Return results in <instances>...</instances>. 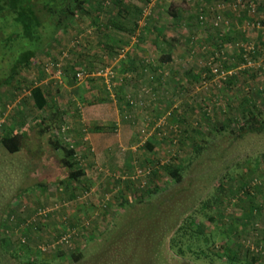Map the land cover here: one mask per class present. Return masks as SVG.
Here are the masks:
<instances>
[{
  "label": "trees",
  "instance_id": "16d2710c",
  "mask_svg": "<svg viewBox=\"0 0 264 264\" xmlns=\"http://www.w3.org/2000/svg\"><path fill=\"white\" fill-rule=\"evenodd\" d=\"M154 1L0 0V108L2 113L6 110V107L8 110V106L15 103L19 94L26 91L29 92V99L33 102L36 110L41 113L35 122V126L38 128V135L43 137L49 132L54 134L58 129L59 131L56 135L61 133V138H51L49 143L53 151L61 156V168L68 171L67 179L61 185L64 186L66 191H75L77 189L75 186H80L82 180L86 178V171L78 160V148H74L68 143L65 129L67 125L66 122H63L64 113L61 112L60 114L59 110H57V103L52 97L53 94L36 81H28L27 75L32 69L41 66V56H45L50 59L45 65H42L44 69L53 65V72L56 74L57 66L61 65V79L56 84L59 82L61 85L63 80H65L69 85H72L76 82L77 72L80 70L92 72L108 67L110 65L109 61L118 59L122 50L132 47V42H134V47L137 50H140L142 45H150L153 47L156 58L146 57L136 61V55L133 53L136 52L134 49H130L129 53L126 54L127 58L123 59L120 65V74L117 73L116 87L112 93L114 95L113 99L116 100L120 115L125 123L139 124L132 121L133 117L131 115L136 109H139V113H142L141 115L147 119L144 123L140 121L142 123L140 132L141 138H143L142 150L146 156L156 153L165 143H169L176 150L174 149L173 156L167 162L162 164L157 162V168L150 170L147 168L140 169L149 171V175L144 178V185L139 182L144 187L142 193L145 196L142 199L139 200L143 196L141 194H139L141 196L137 200L133 197L130 202H126L120 197L121 201L118 204L110 206L103 204L101 206L104 211L103 215L113 214L114 218H116L118 211L120 209L121 211L123 210V212H120L122 217L119 220L122 223L126 222L120 229L124 232L126 231L127 234H131V238L134 234L133 232L131 233L133 227L130 226L129 232L127 231V226L131 224L132 218L139 217L141 219L143 215H147V212H144L146 210L145 207L139 208L137 205L142 204L145 197L150 199L156 195H161L171 187L177 188L168 199V208L170 207L171 213L173 212V215H168V217L174 218L176 214H178V218L182 215L186 217L174 232L169 244L172 250L177 248L176 253L181 259L189 256L190 262L183 264H264V244H260L256 240V237L261 234L263 235L262 238H264V232L259 230V219L264 216V204L261 201H256L259 200V193L255 198L252 190H260L259 185L261 183L259 180L257 178L249 179V182L242 185L239 190L235 189L239 199H235L237 195L234 191L226 199L230 187L224 186L222 182H224L225 179L223 178L225 177H223L219 179L214 187L215 197L206 199L197 205L199 198L198 193L195 192L192 169L198 160L202 158L206 146L211 144L204 138L203 133H206V127L211 129V134L230 129L237 139H243L247 135H262L264 133V110L258 109L252 100L244 99L242 106H240L241 109L239 108L242 113L241 116L233 119L227 115L228 110L213 101L212 108H207L201 104V112L199 111L198 113L199 119L191 125L189 124L188 112L173 110L170 113L166 112L167 114L163 116L162 113H165L167 109L170 110V107L165 106L164 111V100L156 95L158 90L154 88L147 89L146 87L154 85L156 81L160 82L170 78V89L176 96H182L186 90L185 87L196 88L198 87L196 84L202 87L213 79L217 80V76L213 74L214 68L220 67L227 72L234 70L232 69L233 67H228L229 57L226 52L236 47L237 39L235 38L238 31L234 20L241 24L243 20H247L248 11L245 7H241L240 16L233 19V13L228 11V0H214L213 2L215 3L211 7L206 0H183L185 4L189 3L199 7L191 9L194 11L177 8L173 3L163 5L161 2H164V0L156 1V4L152 7L151 4ZM223 1H225L224 8L214 12L213 10H217V6L223 4ZM210 11L212 14H210ZM217 17L221 18L222 23L220 26L215 27L213 23ZM229 17L233 20H230ZM85 19L90 20L92 23H90V26L95 27L97 34L105 38L106 41L103 43L100 41V44L102 50L109 54L110 59H101L99 66L94 65L91 60L97 59L98 53H93L91 55L93 58H90L91 60L87 62L85 67H82V62L80 61L82 53L70 48L65 51L67 47L61 50L57 59L52 58L51 49L61 39L73 36L74 26ZM181 27H186L185 29L189 31V54H192L193 60L196 57L202 59L204 66L201 68L197 66L186 68L184 71L179 72L182 78H178L176 73H170L172 71L170 66L174 63L175 42L177 43V41L170 38L166 33L171 30L177 31ZM89 28L86 25L84 30L91 35V31H87ZM204 28L215 31H211L212 34L206 37L207 42L214 44L212 47H207V44L203 45L194 40L190 41L201 33L199 32L200 29ZM223 28H226L227 31H223ZM196 29L198 30L197 33L194 31ZM82 33L83 31H80V34ZM87 33L82 38L87 36ZM77 34L80 35L79 33ZM151 36L154 37L153 40L149 39ZM241 36L244 39L242 34ZM198 37L200 38V36ZM77 44H79V41L73 42V47H71L74 48ZM260 46L264 47V43L256 46L257 52L250 56L251 60L254 61V58L262 51ZM68 52L70 54L73 52L77 58H72L73 54L68 55ZM224 56L225 58L226 56L228 57L225 62L222 61ZM237 57L239 63L236 68L245 62L243 50L240 47L237 50ZM65 61L67 65L64 67L63 62ZM238 76L239 74L229 75L225 80H217L214 85L219 87V84H221L229 89ZM94 80L96 79L89 81L93 82ZM135 81H137V84L139 83L140 87L137 85L139 89L134 86ZM106 94L110 95L108 92ZM141 100H145V108L135 105ZM108 102L109 99L107 98L99 103ZM208 102L210 103L209 99L206 103ZM192 103L197 105L198 99L195 97ZM194 104H189V107L192 108L191 106H194ZM227 106H229V110L233 109L230 103H227ZM219 111L222 114L221 119L218 121L221 123L220 129L217 128L219 123H213ZM190 112L192 113L193 110ZM2 115L0 114V117ZM16 115L17 113L14 114L15 119L19 120ZM59 119H61V129L57 125ZM162 119L166 120V125L162 128H157L153 136L148 140H144L143 129H146V126L149 125L147 132L152 130L158 126V122ZM204 120L205 122H203ZM25 127L26 124L21 120L16 121V128H13L10 124L0 125V148L7 157H16L24 150L29 134L26 129L22 131ZM91 131L100 133L105 131V129L103 126H96ZM184 149L187 152H183L182 155L181 153ZM0 168L3 167L0 165ZM190 171L192 172L190 173ZM230 180L232 181L233 178ZM127 181H129L127 184L132 185L138 180H123V182ZM123 182L112 181L117 187L122 185ZM35 187L44 188L45 186L38 184ZM82 191L83 195H80L83 198L91 193L87 188H83ZM91 196L92 194L89 197ZM146 200L145 202H147ZM102 201L104 202L105 198H102ZM58 204H61V209L68 205L66 201ZM114 208L117 209L114 210ZM151 208L159 213L157 223L161 230L159 241V246H161L165 240L164 237L163 239L161 238V235L165 232V227L167 228L170 224H163L162 216L166 215V210L163 209L161 211L160 207L154 206H149L147 210ZM129 210L132 211L129 212ZM237 211L240 213H237ZM237 214H240L241 218L238 221L239 223L231 221ZM16 215L8 210L5 218L0 221V264H9V259L14 260L17 264H52L51 260H47L45 256H42L45 254L40 253L38 244L34 247L37 252L31 247L32 240H35L33 238L34 229L29 227L24 234H22V231L18 232L21 219H16ZM12 217H15L16 221L12 222ZM50 217L52 216L46 219ZM224 217L225 221H227L226 226L223 225V222H225L223 221ZM43 220L41 221L43 222ZM41 221L35 223V226L39 227V222ZM249 225L255 231L256 237L254 241L246 236V228ZM172 227L175 228L174 225ZM73 232L75 236L71 241L72 243L75 240H83L88 245L93 240L91 235L95 231L92 229L90 222H86V225H81L80 227L73 224L70 230L60 231L52 240L41 244L50 247L52 242L58 239L59 236L62 237L66 233ZM167 233H169V230L166 235ZM22 235L23 237H21ZM152 236L153 238L150 241L149 238ZM21 238L25 239L24 243ZM133 238L136 237L133 236ZM143 238L148 241L146 247L150 246L157 238V233L144 235ZM178 239H181V242L186 240V243L183 244L184 246H179L180 241ZM129 245V247H135L140 246V243L129 242ZM66 247L68 246H62L61 248ZM56 250L57 248L49 249L48 252ZM79 250L80 248L77 247V251L71 253L70 258L74 264H79L84 259L82 250ZM63 251L60 250L56 258H63L65 256L62 253ZM160 257L157 256L155 258L154 264H157L156 261Z\"/></svg>",
  "mask_w": 264,
  "mask_h": 264
},
{
  "label": "rangeland",
  "instance_id": "374dc122",
  "mask_svg": "<svg viewBox=\"0 0 264 264\" xmlns=\"http://www.w3.org/2000/svg\"><path fill=\"white\" fill-rule=\"evenodd\" d=\"M156 1L161 0H155L153 4H151L152 7L156 4ZM133 2L136 3L135 1ZM161 3L163 5L173 3L177 8L190 11H194L191 9L199 8L196 5L189 3L185 4L183 0H164V2ZM223 3L225 4V2ZM210 14H212L211 11ZM229 19L233 20L231 17H229ZM246 19L247 20H243V23L250 19L252 20V17L248 14ZM85 20H81L74 26L73 36L61 39L56 46L51 49L50 53L53 56L52 58L57 59L60 56L61 50L64 47H67L65 51L70 48L82 53V56L80 57L82 67H85L87 62L91 60L90 58H93L91 57L93 53H98V60H91L93 61L91 63H94V65L99 66L101 64V59H110L109 54L102 50L100 44V41L102 43L106 41L105 38L97 34L95 27L92 25L90 26V20ZM86 25L90 27L87 31H91V35L84 30ZM185 28L186 27H181V29L177 31L171 30L166 33L170 38L177 41V43L175 42L176 50L174 55L179 58L180 56L183 57V62L176 67L177 69H181V72L189 67L197 66L198 68H201L204 66L202 59L196 57L195 60H193L191 57L192 54H189L188 43L190 36L188 34L189 31ZM80 31H83V33L80 34ZM194 31L195 33L198 32L197 29ZM211 31L212 30L208 28L200 29L199 32L201 33L198 34L200 38L196 36L190 41L194 40L203 45L207 44V47H212L214 44L206 41V37L211 35L212 32H215L214 30ZM223 31H226V28H223ZM237 31V36L235 38L237 39L236 47L226 52L229 57L228 67H233L232 69H235L239 63L237 50H239L241 45L251 43L258 46L260 43H264V33L262 31H258L254 28H250L248 31V29H244L242 25L239 26ZM85 32L88 35L82 38V36L86 34ZM241 34L244 36V39ZM149 39L153 40L154 37L151 36ZM76 41H79V44L72 48L73 42ZM130 49L140 51L134 47V42H132V47L125 49V51H127L126 54L129 53ZM260 49L262 51L254 58V68L240 72L237 80L234 81L229 89L221 84H219V87L215 86L214 83L217 82L215 79L206 86L204 85L201 87L196 84V86H198L196 88H192L191 86L185 87L186 90L181 97L173 95L172 89L169 87L171 83V80H169L170 78L161 80L160 82H154V85L146 87L147 89L155 87L154 89L159 90L156 95L164 100V111L165 106L170 107V110L167 109L165 113H162L163 116L173 110H179L184 113L188 112L189 124L191 125L199 119L198 113L199 111L201 112V104L207 108H212L213 101L220 107H224L228 110L227 115L231 116L233 119L241 116L242 113L240 106H242V101L244 99L252 100L258 109L264 110V47L260 46ZM147 51L148 50H146V52ZM69 54L70 52H68V55ZM72 54H70L72 55V58H77L73 52ZM146 55L147 57L156 58L154 51H150V53L147 52ZM227 56L226 59L228 58ZM126 58L127 57L124 56L121 59H116L117 61L111 60L109 61V66L116 70V73H119L121 62ZM49 59V57L41 56V66L32 69L27 75V78L28 81H36L39 85L41 84L46 87V89L53 94L52 97L57 103L56 107L60 114L62 112V107L71 105L72 109L75 107L77 109L81 108L84 119L90 118L94 119L96 122L105 120L113 121L114 119L123 120L122 116L118 113L119 109L115 102L116 100L106 94L107 91L104 89L101 81L94 80L92 82L87 79L81 82L76 81L74 84L69 85L68 82L63 80L61 85L59 82L56 84L58 78H55L54 72L51 71L50 73H47L45 70L46 68L44 69L42 66L45 65ZM223 61L225 62V60ZM63 65L64 67L67 65L66 61L63 62ZM178 78H182L181 73L178 74ZM136 85L139 86V83H136ZM64 94H67V96H65V99H61ZM29 95L28 91L19 94L15 103L8 106V110L6 107V110L3 113L0 108V114H3L0 117V125L10 124L13 128H16V121L21 120L26 124V127L23 128L22 131L26 129L29 133L24 150L16 157H7L0 148V165L3 167L0 168V221L5 218L6 212L9 210V212L11 211L17 214L16 219H21L20 223L23 224L34 217L37 208L47 207L54 203H62V201H66L68 205L64 207V209H61L55 215L46 219L49 220V223L45 222L46 220H43V222H39L41 225H39V227L35 225L30 226L35 230L33 234L35 240H32L31 244L33 250H36L34 247H36L37 244L40 246L42 245L41 243L52 240L60 231L63 232L70 230L73 224L80 227L81 225H86V222H90L92 229H94L95 232L91 235L93 240L89 242L88 245H86L83 240H75L66 248L46 253L40 252L41 254H45L42 256H45V259L47 260H51L52 264H74L70 257L72 252L77 251V247L80 248L79 251L82 250L84 256L83 261L79 264H154L157 256H161L160 259L158 258L159 260L157 259V264H183L190 262L188 259L189 256H185V258L182 257L181 259L176 253L177 248H175L176 250H172L169 244L174 232L178 229V226L183 223V220L186 217H183L182 215L178 218V214H176L174 218L168 217V215H173V212L171 213L172 210L169 209L170 207L168 208V199L177 188L171 187L161 195H156L150 199L145 197L142 204L137 205L139 208L145 207L146 210H144V212H147V215H143V218L141 219L139 217L132 218L131 224L127 226V231L129 232L130 226L133 227L131 233L133 232V236L136 238H133V236L130 238L131 234H127L126 231L124 232L120 229V227L124 225V222H126L124 221L122 223L119 220V218L122 217L120 212H123V210L121 211L120 209V211H118L116 218H114L113 214L107 216L103 215L104 211L101 208L103 204L108 206L118 204V202L121 201L120 197H122L124 201L130 202L133 197L137 200L139 196L143 195L142 190L144 187L142 185L145 183L144 179L138 180L131 185L127 184L129 181L123 182L126 176L128 178L131 177L134 170L138 168H147L149 170L157 168V162H160L161 164L167 162L176 150L172 145H169V143H165L152 155L146 156L143 153V138H141L140 133L142 123H140V121L144 123L147 119L141 115L142 113L137 111L134 113L132 112L131 115L133 117L132 121H134V123H139L135 124L136 127L133 128L134 134L132 137L135 140L134 143L130 144L129 140L126 142L124 136L120 135V132H112L109 134V139L111 141L115 140V142L120 145V147H118L119 153L117 152L118 156L125 158L130 155L128 161L119 160L113 163L115 166L111 168L104 167L103 163L96 161V157H98L97 153L93 146H90V130L92 129V126L88 124L89 121H86L88 126L84 128L85 132L82 130V134H79V132L76 133L72 130L71 124L66 121L68 128L66 127L65 129H68L66 133L67 136L69 135V145L78 148V160L81 163L80 165L85 169L87 174L92 175V177L95 178V180L92 178L93 183H91V185H87L84 179L80 186H75L77 188L75 191H66L61 183L66 181L68 171L61 168V156L53 151L49 143L51 138H61V133L56 135L59 131L58 129L54 134H50L49 132L43 137L38 135V128L35 126V122L41 113L36 110L33 102L29 99ZM195 97L198 99L197 105L192 103V100ZM107 98L109 99L108 103H99ZM208 99L210 100V103L208 102L209 104L206 103ZM167 103L169 104L167 105ZM191 103L194 104V106H191L192 108L189 107V104L192 105ZM227 103H230L233 109L229 110ZM78 104L80 106H78ZM191 110H193L192 113L190 112ZM15 113H17L16 117L19 120L15 119ZM19 115L20 117H18ZM216 115L213 123L218 124L222 114L219 111ZM64 120L65 119L63 118V122ZM205 120L203 122H205ZM57 123L61 129V119H59ZM220 125L221 123L218 124V129H220ZM210 131L211 129L206 127V133L203 134L205 136L204 138L211 144L206 146L202 158L198 160L194 168L192 167L195 181V192L198 193L199 198L197 205L206 199L215 197L216 193L214 187L219 179H222L223 177H225L223 178L225 179L224 182H222L224 186L227 188L230 187L226 199L230 197V193H233V191L236 194L237 190L235 189L239 190L242 185L249 182V179L257 178L261 183L259 185L260 190H252L254 197L259 193V200L256 201H261V203L264 204V133L262 135H247L243 139H237L230 129L228 131H219L212 134ZM76 135H78L77 139L80 141L79 144L73 142L76 139ZM183 152L187 151L185 149L182 150V155ZM82 153H85L86 156ZM191 172L192 171H190V173ZM231 178H233V182L230 180ZM114 180L122 181L123 184L118 185L117 187L112 183ZM38 184L41 186L44 185L45 189L42 187L36 188L35 186ZM84 184L87 187H83ZM83 188H87L88 191H91L92 196L86 199L83 198ZM236 195L235 199H239L237 198L238 194ZM144 196L145 194L140 197L139 200ZM102 198H105L104 202L102 201ZM145 199H147V202H145ZM149 206L160 207L161 211H163V209L166 210V215L162 216L163 224L170 225L167 228L165 227V232L161 235L162 239L163 237L165 238L163 245L161 246H159L161 230L157 223L159 220V213L152 208L147 210ZM116 209L117 208H114V210ZM132 210H129V212ZM238 212L239 211H237V213ZM239 215L237 214L231 221L236 223L241 220ZM223 221H225V217ZM226 224L227 221L223 222L224 226H226ZM172 225H174L175 228L172 227ZM168 230L169 233L166 235ZM259 230L264 232V216H261L259 219ZM151 233H153V235L157 233V238H155L153 244L146 247L148 241H145L143 236ZM246 236L253 241L256 237L255 231L251 225L246 228ZM262 237V234L256 237V240H258L260 244H264V238ZM152 238L153 236L150 237L149 240L151 241ZM178 241H180L179 246L186 243V240L181 242L182 240L178 239ZM129 242L140 243V246L129 247ZM60 250H64L62 253L65 256L58 259L56 257ZM148 258L150 259L147 261ZM9 264H17V262L9 259Z\"/></svg>",
  "mask_w": 264,
  "mask_h": 264
},
{
  "label": "built area",
  "instance_id": "2783aa9c",
  "mask_svg": "<svg viewBox=\"0 0 264 264\" xmlns=\"http://www.w3.org/2000/svg\"><path fill=\"white\" fill-rule=\"evenodd\" d=\"M235 4V10L239 11L238 9L241 7H245L246 10L248 11V14L252 17V20L250 19L249 21L245 22V27L244 29H248V31L250 30V28H254L258 31H262L264 33V0H232ZM224 3L223 4H219L217 6V10H213L214 12L220 11L224 8ZM242 9V8H241ZM222 23V20L220 17H217L214 20L213 25L215 27L220 26V24ZM227 31V29H226ZM240 48L243 50V56H244V63L241 64L238 68L234 69L235 71H225L223 70V68H214L213 69V74H215L217 76V80L219 79H223L225 80L227 78V76L229 75H234V74H239L242 71H246V70H250L253 69L255 66V63L253 60L250 59V56L255 54L257 52L256 46L255 44H246V45H241ZM126 52L125 50H122L120 55H119V59L123 58L124 56H126ZM223 55V53H221ZM118 60V59H117ZM115 60V61H117ZM226 60V58H222V61ZM53 65H50L49 67H47L46 71L47 73H50L51 71H53ZM55 78L60 81L61 79V65L57 66V71L55 74ZM92 80V79H96L99 80L103 83L106 91L112 95L111 97H114L113 90L116 87V81H117V73L115 72V70L111 67L108 66L104 69L101 70H97V71H86V70H80L79 72H77L76 74V81L81 82L84 80ZM135 105H139L140 107L145 108L146 107V102L145 100H141L140 102H137ZM158 126L153 128L152 130H149L147 132V129L149 128V125L146 126V129H143V135H144V139L148 140L151 136H153L155 134V132L157 131V128H162L166 125V120L162 119L158 122L157 124ZM68 128V127H67ZM68 130V129H67ZM66 130V131H67ZM149 175V171L146 170H140L137 169L132 175L131 177H125V179H130L132 181H136V180H141L146 178V176ZM90 194L85 195V199L88 198ZM61 210V204H54L52 206L49 207H39L36 209L35 213H34V217L30 220L27 221L26 223L20 224L19 230L18 232L22 231V234L25 233V231L30 227V226H34L35 223H37L38 221H41L43 219L48 218L49 216H53L55 215L57 212H59ZM11 221H15V217L11 218ZM75 236V233H66V235H63L62 237L59 236L58 239L54 240L52 242V245L50 247H48L47 245H40L39 246V250L40 252L46 253L48 252L49 249H59L62 246H70L71 245V241L73 239V237ZM23 237V235L21 236ZM23 240V243L25 242L24 238H21Z\"/></svg>",
  "mask_w": 264,
  "mask_h": 264
},
{
  "label": "crops",
  "instance_id": "0c3cea01",
  "mask_svg": "<svg viewBox=\"0 0 264 264\" xmlns=\"http://www.w3.org/2000/svg\"><path fill=\"white\" fill-rule=\"evenodd\" d=\"M206 1L208 2V5L210 7L213 3H215V2H213L214 0H206ZM223 2H225V1H223ZM210 7H208V8H210ZM235 8L236 7H235L234 2L232 0H230V1L228 0V11L233 13V19H234V17L238 18L241 14V11H242L241 8L238 9L239 11H236ZM234 24H235V27L237 30L239 29V26H241V25L243 28L245 27V23L242 22L240 24L236 20H234ZM140 47H142L143 49H140V51L134 52L135 55L137 54V56L135 57L136 61H140L142 59H145L147 57V55H146L147 52L150 53V51H152V52L154 51L153 47H151L150 45H148V46L142 45ZM146 50H148V51L146 52ZM182 62H183V57L180 56V58H179V57H176L174 55V63L170 66V69H172V71H170V73L171 74L176 73L178 75L179 72L181 71V69H177L176 67H178ZM136 83H137V81H135L134 86H136V88H137L138 86L136 85ZM155 86H157V85H155ZM137 89H139V87ZM173 95L176 96L174 93H173ZM62 96L63 97H61V99L62 98L65 99V96H67V94H64ZM178 97H181V96H178ZM78 106H80V105L78 104ZM75 108L72 109L71 105H69V106L62 107L61 110L64 113V119H65L64 123L66 121H68L72 126V130H74L76 133L79 132V134H82L83 132H85L84 128L86 126H88L86 124V121L87 122L89 121L88 124H90L92 126L91 127L92 129L95 128L96 126H103V128L105 129V131H102L100 133L92 132L91 131L92 129L90 130V133H91V135H90L91 145L90 146H93L94 150L97 153V156H98V157H96L97 162L103 163L104 167H110L111 168V167L115 166V164H113V163H115L119 160L128 161L130 159V155L128 157H125L126 159L118 156V153H119L118 147H120V145H118V143L115 142V140L111 141L109 139V134H111L112 132L113 133L114 132H120V135L124 136V139L126 140V142L129 140V143L132 144L135 142L132 135L134 134L133 128L136 127V125H133L131 123H129V124L125 123L123 120H119V119H114L113 121L112 120H105V121H99V122H96L94 119H90V118L84 119L81 108H79V109H77V108L75 109ZM137 111L140 112L139 109H136L135 112H137ZM118 113L120 115V111ZM119 118H120V116H119ZM82 130H83V132H82ZM68 136H67V138H68ZM77 136L78 135H76V139L73 142L79 144L80 141L77 139ZM92 137H93V139H92ZM92 140H93V142H92ZM82 154L84 156H86L85 153H82ZM92 178H93L92 175H89L86 172V178H85L86 182L85 181L84 182L87 183L88 185H91V183H93ZM93 179L95 180V178H93Z\"/></svg>",
  "mask_w": 264,
  "mask_h": 264
}]
</instances>
